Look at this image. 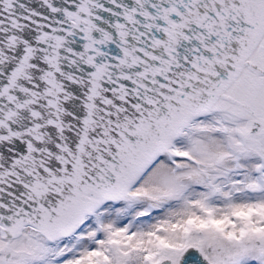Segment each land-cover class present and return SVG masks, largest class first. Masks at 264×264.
I'll use <instances>...</instances> for the list:
<instances>
[{"label":"snow or ice","instance_id":"obj_1","mask_svg":"<svg viewBox=\"0 0 264 264\" xmlns=\"http://www.w3.org/2000/svg\"><path fill=\"white\" fill-rule=\"evenodd\" d=\"M0 264H264V0H0Z\"/></svg>","mask_w":264,"mask_h":264}]
</instances>
